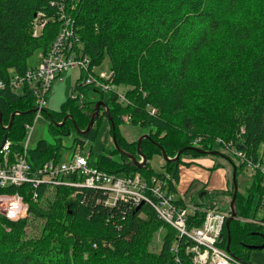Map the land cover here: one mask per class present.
<instances>
[{
    "label": "trees",
    "instance_id": "16d2710c",
    "mask_svg": "<svg viewBox=\"0 0 264 264\" xmlns=\"http://www.w3.org/2000/svg\"><path fill=\"white\" fill-rule=\"evenodd\" d=\"M76 4L72 15L83 53L95 67L109 59L113 82L126 87L128 102L113 92L104 99L102 91L77 83L59 110L46 109L52 119L64 121L52 122V130L66 133L75 125L85 129L97 101L72 95L83 86L99 91L108 114L101 106L92 127L75 137L74 146L83 149L87 140L95 141L106 119L112 137L114 123L118 146L140 160L139 137L130 140L120 129L129 115L130 123L144 129L141 135L148 134L140 143L144 164H135L116 146L104 148L96 158L90 148V164L116 174L165 178L176 203L189 210L188 227L200 226L213 193L203 185L196 192L201 201L192 209L183 196L177 197L182 167L212 155L192 147L225 150L219 138L264 163V0H78ZM40 10L51 15L50 0H0V80L26 71L38 49L42 55L47 52L61 21L50 20L34 37L31 21ZM151 105L157 113L149 112ZM0 112V146L8 138L13 149H21L26 124L35 118L32 93L1 87ZM161 149L171 158L183 149L177 159H166L164 171L151 165L154 155H162ZM233 157L227 158L236 176L249 171L252 181L244 191L238 189L237 214L229 227L225 220L217 245L225 249L229 234L228 252L253 264L251 250L264 247V216L256 217L264 206V177L259 169L248 170ZM28 158L33 168L61 160L59 140L56 144L39 140L29 148ZM42 185L37 200L28 183L0 187V193H21L28 203V214L18 220L0 214V264H167L172 245L178 247L184 264H192L193 253L186 248L195 242L181 237L150 203L108 206L98 188L80 187L74 194L72 186ZM233 190L234 186L231 199ZM205 198L210 199L208 206ZM161 228L165 229L161 248L152 251L149 246Z\"/></svg>",
    "mask_w": 264,
    "mask_h": 264
},
{
    "label": "built area",
    "instance_id": "2783aa9c",
    "mask_svg": "<svg viewBox=\"0 0 264 264\" xmlns=\"http://www.w3.org/2000/svg\"><path fill=\"white\" fill-rule=\"evenodd\" d=\"M78 0H50L53 12L40 10L34 15L32 35L38 37L43 32L50 20L58 18L61 21L59 30L51 42L47 52L41 60L30 66L22 73H14L7 81L0 80V88L8 85L19 94L31 92L34 100L35 118L39 119L46 110L48 92L56 79H61L63 74L72 69H79V78H83V85H90L105 93H115L119 100L128 102L125 90L113 82V71L96 72L91 65V58L83 53L81 41L75 31V18L72 11L76 8ZM84 96V95H83ZM155 106L149 107L151 114L157 113ZM124 119L129 122L130 116ZM33 123H27L28 133L19 150L13 149L10 139L6 138L0 146V187H17L28 183L33 200L40 195L39 188L42 184L56 187L67 185L76 188L94 187L103 190L105 194L103 204L115 206L119 202H129L139 206L144 202L150 203L161 219L170 223L179 232L195 244L187 247V253L192 252V264H250L232 256L226 248L217 245L222 234V228L228 211L222 210L217 202L212 201L206 210L205 218L200 226L188 227L189 210L176 203V196L169 190L168 180L162 177L147 179L141 174H116L101 169L89 162V155L82 152L80 145L75 147L72 155L67 160H49L40 167L33 168L28 161L31 132ZM225 150L238 158L246 165L248 170L259 169L264 177V163L254 161L232 142L217 139ZM28 203L19 192L0 193V214L10 220L25 217ZM171 257L167 264H184L178 247H170Z\"/></svg>",
    "mask_w": 264,
    "mask_h": 264
},
{
    "label": "rangeland",
    "instance_id": "374dc122",
    "mask_svg": "<svg viewBox=\"0 0 264 264\" xmlns=\"http://www.w3.org/2000/svg\"><path fill=\"white\" fill-rule=\"evenodd\" d=\"M42 58V51L37 50L32 57L27 61L31 65L37 64ZM110 70V62L109 59H105L100 65L95 67L96 72L101 71H109ZM80 71L79 69H72L65 72L60 79H56L50 91L48 92L47 106L46 109L50 112L57 111L60 109L61 103L68 99V97L72 94V88L77 83H82L83 78L77 80L79 78ZM122 90L126 89L123 85L120 87ZM80 95L81 101L93 100L98 101L101 99V93L99 91L94 90L90 86H83L81 88H77L72 96ZM84 95V96H83ZM109 93L104 94V99H107ZM54 122L56 125L60 124L62 121H58L52 119L48 112L45 110L43 115L34 122L33 129L31 132V141L30 147H34L36 143L45 139L50 143L56 144L59 140V145L61 147V158L63 160H67L72 155L75 150L74 139L79 134L77 129L72 126L67 127L68 131L66 133L54 132L51 128V123ZM109 124L105 119L102 126L100 127L99 133L95 141L90 142L87 140L84 144V148L82 149L83 155L89 153V149L92 148V158H96L104 148L112 149L115 147V143L113 137L109 131ZM120 129L122 133L133 140L136 137H140L143 132V128L137 125H134L130 122H125L121 124ZM59 138V139H58ZM219 153L212 155H204L200 157L196 162L192 163L191 166H186L181 170V177L179 182L177 183L178 188L185 190L186 192H180V195L183 196L186 201L189 203V207H192L196 201H201L199 195L196 193L203 184H206L205 177H200L195 175V177L189 176L188 170L193 172L197 171V173L202 172L206 173L208 170L211 172V178L208 185L212 183L215 185H220L219 182L223 179V175L226 176L225 180L228 182V194L225 189H218L213 194V198L218 202V206L221 207L224 211L230 210V189L233 186L232 175H233V166L232 163L227 158L229 156V151L224 150L222 147L217 146ZM217 150V149H216ZM234 158V157H233ZM189 159V158H186ZM208 160V163H207ZM235 162H237V158H234ZM166 159L164 156L156 154L151 159V165L155 170L164 171L163 167ZM216 164V167L212 169ZM222 174V175H221ZM251 172L246 171L245 173L240 174L237 177L238 188L240 191H244L252 181ZM195 178V179H194ZM206 204L210 202V199H203ZM264 216V206L257 212V219H261ZM39 221L35 222L38 225ZM264 230V225H263ZM165 229L161 228L154 235L153 241L150 244L149 248L152 251H159L162 245V236ZM250 260L253 264H264V247L259 249H253L250 253Z\"/></svg>",
    "mask_w": 264,
    "mask_h": 264
},
{
    "label": "water",
    "instance_id": "95a60500",
    "mask_svg": "<svg viewBox=\"0 0 264 264\" xmlns=\"http://www.w3.org/2000/svg\"><path fill=\"white\" fill-rule=\"evenodd\" d=\"M103 106L105 107V109L107 110V114H108V107L105 103V101L103 99H100L96 102V105H95V110L93 111V113L91 114V118H90V121L87 125V127L85 129H80L78 128L76 125V129L78 131V133L80 134H84L86 132L89 131V129L92 127L93 123H94V119H95V116L100 112V107ZM15 113L12 114V118H11V121L9 123V125H11L12 123V120H13V117H14ZM0 117H1V112H0ZM64 121H62L60 124H62ZM112 128H113V140H114V143H115V146L118 148V150L120 152H124L131 160H133V162L137 165H143L145 160H146V157L141 154L140 152V143H141V140L144 138V137H148V134H143L141 135L139 138H138V143H137V150H138V153L140 154L141 156V159L140 160H137L135 155L134 154H131V153H128V152H125L124 150H122L117 142H116V135H115V130H114V123L112 122ZM194 148L195 150L197 151H201V152H206V153H210V154H216V153H219L218 150H210V151H206V150H203V149H200V148H196V147H192ZM162 150V155L165 157V159H171V160H175L179 157L180 153H182L183 149H180L177 154L175 155V157L171 158L169 157L166 152ZM236 170H235V167H234V170H233V175H232V181H233V186H234V190H233V193H232V199H231V202H230V211L231 213L229 214V216L227 217L226 219V226L229 227V224H230V221L236 216V207H235V202H236V197H237V192H238V181H237V178H236ZM140 206V205H139ZM230 235L228 234V237H227V245L225 246L226 247V250L229 251V246H230Z\"/></svg>",
    "mask_w": 264,
    "mask_h": 264
},
{
    "label": "crops",
    "instance_id": "0c3cea01",
    "mask_svg": "<svg viewBox=\"0 0 264 264\" xmlns=\"http://www.w3.org/2000/svg\"><path fill=\"white\" fill-rule=\"evenodd\" d=\"M202 157V156H201ZM200 157H198V158H196L195 160H194V162H196L198 159H199ZM193 162V163H194ZM207 163H208V160H207ZM192 164V163H191ZM189 166H191V165H189ZM184 167H186V166H184ZM184 167H182V168H184ZM182 170V169H181ZM188 172H189V176H191V177H195V175H197V176H200V177H205L204 178V181L206 180V184H203V185H206V189L208 190V192L209 193H213L214 194V192H216L217 191V188L218 189H225V191L224 192H226L227 194H228V182H227V180H225V178H226V176H222L223 177V179L219 182V184L220 185H215V184H211V185H208V183H209V181H210V179L209 178H211V172L208 170L206 173H202V172H199V173H197V171H195V172H193V171H191V170H188ZM222 175V174H221ZM180 177H181V172H180ZM195 179V178H194ZM179 186H177V188H178ZM182 191H184V192H186L185 190H182ZM181 191V189H179L178 188V195L179 196H177V197H181V195H180V192H182ZM184 198V197H183ZM184 200L186 201V199L184 198ZM212 200H215L214 198L212 199ZM216 201V200H215ZM187 202V201H186ZM188 203V202H187ZM210 203V202H209ZM209 203L208 204H204L205 206H208L209 205ZM221 208V207H220ZM190 209H192L191 207H190ZM222 209V208H221ZM223 210V209H222Z\"/></svg>",
    "mask_w": 264,
    "mask_h": 264
}]
</instances>
